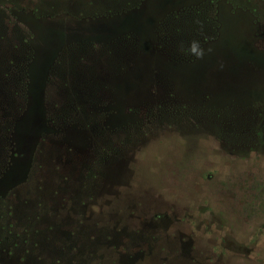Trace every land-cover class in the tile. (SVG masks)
Wrapping results in <instances>:
<instances>
[{"label":"rangeland","instance_id":"obj_1","mask_svg":"<svg viewBox=\"0 0 264 264\" xmlns=\"http://www.w3.org/2000/svg\"><path fill=\"white\" fill-rule=\"evenodd\" d=\"M15 152V223L86 264H264V0H0Z\"/></svg>","mask_w":264,"mask_h":264},{"label":"trees","instance_id":"obj_2","mask_svg":"<svg viewBox=\"0 0 264 264\" xmlns=\"http://www.w3.org/2000/svg\"><path fill=\"white\" fill-rule=\"evenodd\" d=\"M184 14L187 13L183 12L182 15ZM218 15L222 17L221 12H218L217 16ZM229 17L234 20L236 25L241 21L239 20L241 19L239 15H229ZM147 37L151 40L152 44L150 42H146L145 44H147V49L151 50L154 48L153 44H156L160 36L158 39H154V35L149 28ZM159 45L160 43L157 46ZM160 78L164 82H159L160 87H158L155 96H159L158 102L163 104L167 101L166 97H169L166 94L175 91L176 87L169 78L168 81L162 76ZM152 79H154V77H152ZM161 95H165L166 97L163 99ZM189 105L188 103L183 104V106L186 107H189ZM15 155H18L22 159L24 157V152L13 153L9 157L10 164H0V264H86L87 259L83 256V252L80 251L82 246L79 244L81 240V235L79 233L77 234L76 232L74 234L73 231L65 232L68 236L67 240L58 243L56 239H53L52 233L54 231H49L52 230L51 226L48 227L46 231L38 229L43 225L39 221L40 218L38 216L34 217L27 213V215L31 217L24 228H19L15 223L18 218L14 209H12L15 204H10L4 199L5 193H9L13 188L12 185L14 182L19 180V176L14 174L11 176L12 180L10 181L13 183L8 182V176L11 175V171L13 172L12 169L14 167L11 159H13ZM31 158L33 159V155ZM6 181L9 184H7Z\"/></svg>","mask_w":264,"mask_h":264},{"label":"clouds","instance_id":"obj_3","mask_svg":"<svg viewBox=\"0 0 264 264\" xmlns=\"http://www.w3.org/2000/svg\"><path fill=\"white\" fill-rule=\"evenodd\" d=\"M193 50L195 51V48Z\"/></svg>","mask_w":264,"mask_h":264}]
</instances>
